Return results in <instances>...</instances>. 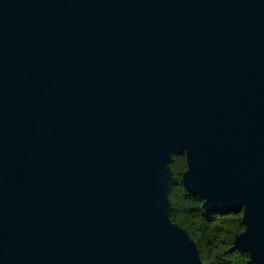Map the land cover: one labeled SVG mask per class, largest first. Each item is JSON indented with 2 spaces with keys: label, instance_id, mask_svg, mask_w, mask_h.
Returning <instances> with one entry per match:
<instances>
[{
  "label": "water",
  "instance_id": "water-1",
  "mask_svg": "<svg viewBox=\"0 0 264 264\" xmlns=\"http://www.w3.org/2000/svg\"><path fill=\"white\" fill-rule=\"evenodd\" d=\"M179 181L264 264V0H0V264H204Z\"/></svg>",
  "mask_w": 264,
  "mask_h": 264
},
{
  "label": "trees",
  "instance_id": "trees-1",
  "mask_svg": "<svg viewBox=\"0 0 264 264\" xmlns=\"http://www.w3.org/2000/svg\"><path fill=\"white\" fill-rule=\"evenodd\" d=\"M174 158L170 167L176 176L175 166L184 171L186 161L184 154ZM169 197L172 204L170 219L188 230L204 264H247V253L231 249L235 234L244 229L242 212H206L202 200L185 190L180 181L172 186Z\"/></svg>",
  "mask_w": 264,
  "mask_h": 264
},
{
  "label": "rangeland",
  "instance_id": "rangeland-1",
  "mask_svg": "<svg viewBox=\"0 0 264 264\" xmlns=\"http://www.w3.org/2000/svg\"><path fill=\"white\" fill-rule=\"evenodd\" d=\"M179 166H175V169H176V171H175V174H176V176L178 177V175H179V173H181L180 171H183V168H178Z\"/></svg>",
  "mask_w": 264,
  "mask_h": 264
},
{
  "label": "bare ground",
  "instance_id": "bare-ground-1",
  "mask_svg": "<svg viewBox=\"0 0 264 264\" xmlns=\"http://www.w3.org/2000/svg\"><path fill=\"white\" fill-rule=\"evenodd\" d=\"M175 159V158H174Z\"/></svg>",
  "mask_w": 264,
  "mask_h": 264
}]
</instances>
